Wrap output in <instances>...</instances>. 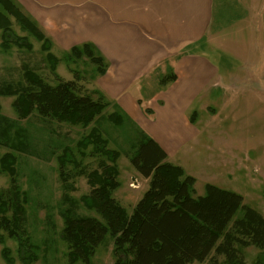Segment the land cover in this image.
<instances>
[{
    "label": "trees",
    "instance_id": "16d2710c",
    "mask_svg": "<svg viewBox=\"0 0 264 264\" xmlns=\"http://www.w3.org/2000/svg\"><path fill=\"white\" fill-rule=\"evenodd\" d=\"M13 23L27 34H15ZM0 31L3 49L14 43L19 48L32 50L29 35L40 42V50L55 79V83H48L33 69L25 67L22 80L0 84V96L14 98L12 107L19 118H27L35 112L43 119L73 125L87 126L97 121L110 104L107 96L98 88H83L79 82L82 77L75 71L72 79H64L56 73L60 60L50 51V40L14 0H0ZM82 57L94 65L93 80L105 73L107 63L91 43L72 46L64 58L75 61ZM174 79L175 74L171 72L159 82L165 84ZM114 109L106 118L118 126L122 116L116 106ZM142 110L151 115L148 107L144 106ZM123 116L135 130L134 142L123 154L135 171L147 179V188L128 215L112 195L119 185L115 161L121 153L107 149L101 133L94 127L81 144L84 147L93 144L107 162L99 161L97 167L86 170L64 150L57 157L63 198L75 189L68 181L65 169L68 161L76 169L75 175L84 176L89 187L88 193L80 198L82 204L100 217L78 215L70 209L62 212L60 236L67 247V264L78 261L89 264L90 257L107 234L112 241L113 264H192L204 261L217 264L218 256H223L224 264H245L242 248L253 246L264 250V217L258 211L243 204L240 194L209 183L204 185L203 195L193 196L195 178L169 162L164 150ZM12 125L13 121L0 113V145L9 147L7 134ZM25 148L24 144L15 146L20 152ZM14 162L10 153L0 157V172L10 176L9 187L0 191V229L8 237L17 239L23 248L26 240L21 239L18 231L25 218V196L16 184ZM238 210L241 214L234 218ZM1 256L5 262L12 263L6 248L1 250ZM21 258L26 263L31 259L29 255L26 259Z\"/></svg>",
    "mask_w": 264,
    "mask_h": 264
},
{
    "label": "rangeland",
    "instance_id": "374dc122",
    "mask_svg": "<svg viewBox=\"0 0 264 264\" xmlns=\"http://www.w3.org/2000/svg\"><path fill=\"white\" fill-rule=\"evenodd\" d=\"M262 2L263 0H214L213 21L210 27L214 37L205 53L216 61L220 68L229 69L234 80L240 77L242 86L244 78L251 72L248 70V64L245 65L242 61L239 65L236 57L244 52L245 48L248 50L249 40L259 29L263 13L260 8ZM251 3H257L256 10L251 9ZM12 29L19 36L27 34L15 23L12 24ZM28 40L32 44L30 51L19 48L14 43H10L7 49L0 46V84L22 80L25 67L33 69L44 81L55 83L44 59V53L40 50V42L30 35ZM222 42L220 47H212ZM51 49L60 60L56 66L59 76L72 79L75 71L82 77L79 82L83 88H94L91 76L94 72L93 64L83 57L75 61L72 58L66 59L65 52L53 44ZM246 70L247 73L244 72ZM230 81L232 86L227 88L225 103L219 101L210 104L214 107L215 119H212L209 111L202 115L199 108L197 109V118L206 116L211 123L204 135L205 139H201L208 146H202L199 150L200 160L186 159L185 163L183 162L184 170L195 178L193 196L203 195L204 185L209 183L240 194L243 204L255 209L264 217V103L254 99L252 93L247 91L249 86L240 92L233 88V79ZM13 99L0 96V113L13 121L7 134L9 147L0 145V157L10 153L15 158L16 184L25 196V218L18 233L21 234L22 240H26V244L23 248L20 247L17 239L8 237L0 229V264H67V247L60 236L63 227L62 212L70 209L78 215L100 217L94 210L87 209L82 204L80 198L88 193L89 187L84 176L75 175L76 169L68 161L65 163V169L68 172V181L75 189L67 192V198H63L57 157L65 150L86 170L97 167L99 161L107 162L104 156L98 154L93 144L86 147L81 144L91 128L98 129L106 148L121 153L115 161L119 185L112 195L129 215L147 188V179L135 171L123 154L134 142L135 130L121 113L120 125H114L107 120V115L115 110L110 104L97 121L82 126L56 122L50 118L43 119L35 112L27 118H19L12 107ZM18 144L26 146L23 152L15 150ZM9 181L10 176L0 172V191L9 187ZM240 214L241 211L238 210L234 218ZM3 248L8 250L12 263H7L2 258ZM242 254L245 264H264V250L249 246L242 248ZM27 255L33 258L28 263L21 258L24 256L26 259ZM113 261L112 241L107 234L90 257L89 264H113ZM207 263L204 261L192 264ZM75 264L83 263L78 261ZM217 264H224L223 256L217 257Z\"/></svg>",
    "mask_w": 264,
    "mask_h": 264
},
{
    "label": "crops",
    "instance_id": "0c3cea01",
    "mask_svg": "<svg viewBox=\"0 0 264 264\" xmlns=\"http://www.w3.org/2000/svg\"><path fill=\"white\" fill-rule=\"evenodd\" d=\"M14 1L62 52L82 43L94 45L107 63L105 73L92 81L94 88L185 173L186 159L200 160L199 150L208 146L201 139L211 123L206 116L197 118L198 108L215 119L210 104L225 103L231 79L237 91L249 86L254 99L264 103V0L259 29L248 50L236 57L251 72L243 86L240 77L234 80L229 69L205 53L214 37V0ZM251 4L256 10L257 3ZM171 72L173 81L159 82ZM144 106L151 115L143 112Z\"/></svg>",
    "mask_w": 264,
    "mask_h": 264
}]
</instances>
